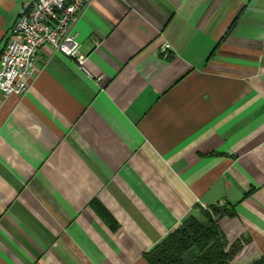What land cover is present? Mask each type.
I'll list each match as a JSON object with an SVG mask.
<instances>
[{
	"label": "crops",
	"instance_id": "crops-1",
	"mask_svg": "<svg viewBox=\"0 0 264 264\" xmlns=\"http://www.w3.org/2000/svg\"><path fill=\"white\" fill-rule=\"evenodd\" d=\"M21 3L0 0V51ZM69 32L84 69L44 45L0 92V264H149L230 204L229 264H264V0H92Z\"/></svg>",
	"mask_w": 264,
	"mask_h": 264
},
{
	"label": "built area",
	"instance_id": "built-area-1",
	"mask_svg": "<svg viewBox=\"0 0 264 264\" xmlns=\"http://www.w3.org/2000/svg\"><path fill=\"white\" fill-rule=\"evenodd\" d=\"M92 0H22L20 11L0 51V92L22 94L35 74L42 46L74 59L81 69L86 55L69 32L80 9ZM167 54L166 47H162Z\"/></svg>",
	"mask_w": 264,
	"mask_h": 264
},
{
	"label": "trees",
	"instance_id": "trees-1",
	"mask_svg": "<svg viewBox=\"0 0 264 264\" xmlns=\"http://www.w3.org/2000/svg\"><path fill=\"white\" fill-rule=\"evenodd\" d=\"M171 54L166 55L171 58ZM233 204L222 208L212 205L204 208V218L194 214L186 216L181 223L160 242L145 253L149 264H229L234 252L241 246L239 242L228 243L217 225L218 215L231 216ZM193 249L189 260L183 256Z\"/></svg>",
	"mask_w": 264,
	"mask_h": 264
},
{
	"label": "rangeland",
	"instance_id": "rangeland-1",
	"mask_svg": "<svg viewBox=\"0 0 264 264\" xmlns=\"http://www.w3.org/2000/svg\"><path fill=\"white\" fill-rule=\"evenodd\" d=\"M204 208L206 207H203V206H198L196 208V211H195V214L194 216L200 220H202L204 218ZM185 255V254H184Z\"/></svg>",
	"mask_w": 264,
	"mask_h": 264
}]
</instances>
